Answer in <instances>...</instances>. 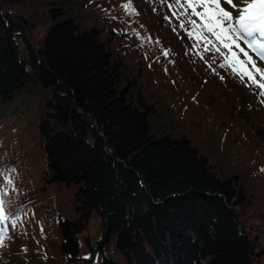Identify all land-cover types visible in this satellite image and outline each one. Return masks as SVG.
Here are the masks:
<instances>
[{
    "label": "trees",
    "instance_id": "16d2710c",
    "mask_svg": "<svg viewBox=\"0 0 264 264\" xmlns=\"http://www.w3.org/2000/svg\"><path fill=\"white\" fill-rule=\"evenodd\" d=\"M16 1L0 0V168L15 169L21 182L14 183L15 193L9 187L8 198L20 216L29 192L17 178L24 153L14 146L3 151L2 142L16 141L20 125L14 127L15 117L32 110L34 91L40 88L35 118L43 170L49 182L71 188L74 215L56 213V253L39 232L24 255L11 249L7 260L47 264L63 255L73 264H251L259 233L248 229L244 214L251 202L264 212V171L252 179L247 169L251 160L264 168L259 88L220 68V58L213 62V54L203 53L202 47L201 59L192 47L194 39L175 18L166 19L172 14L162 0H133L139 14L123 11L120 17L111 14L115 0H87L84 6L95 9L89 25L59 5L51 9L54 19L38 45L29 36L35 18L26 14L24 22L11 9ZM103 14L117 21L106 24L105 35L96 24L109 21ZM125 60L136 67L129 77ZM152 82L166 85L160 91L185 116L198 123L214 119L221 153L231 152L221 159L232 157V164L244 170L224 174L185 133L158 132L153 119L161 107L144 86ZM19 93L26 99L22 112L11 105ZM208 141L214 146L212 137ZM242 181L258 188L249 193ZM91 214L98 217L100 232L94 242L82 244L79 234ZM20 217L9 234L22 233ZM1 257L0 264H7Z\"/></svg>",
    "mask_w": 264,
    "mask_h": 264
},
{
    "label": "rangeland",
    "instance_id": "374dc122",
    "mask_svg": "<svg viewBox=\"0 0 264 264\" xmlns=\"http://www.w3.org/2000/svg\"><path fill=\"white\" fill-rule=\"evenodd\" d=\"M86 1L87 0H20L13 2L11 9L15 8L17 11L16 13H18L19 17L24 22L27 21L26 14H31L33 18H35V29L29 32V36L31 38V41L36 40L35 42L38 45V39L43 36L42 34L45 32L47 26L49 25V22L54 19V17L51 15L53 12V10L51 11V9L57 8V6L59 5L64 7L65 11L73 12L74 14H76L77 21L82 25H89V21L91 23L94 22L93 20H90V17L94 14L95 9H91L92 4L89 3L84 6L83 3ZM122 2L123 0H115L116 5H114V2L110 3V6H112L111 14L115 16L118 15V17L123 14V11L125 10L121 7ZM235 2L239 4L240 0H235ZM223 6L225 8H228L229 11L232 10L226 3ZM103 17H105L109 21L104 22L96 20V24L104 28L102 35H105L109 32V30H107V27L105 28L106 24L112 25L117 21H112L111 18L107 17L106 14H103ZM87 18L89 19V21L87 20ZM123 26L129 29V23H126ZM136 57L137 56H135L134 58L139 63V59L137 60ZM124 65L125 68L123 71H125L127 76L129 77L133 75L135 72L133 67H135V65H133L131 62L129 63L126 60L124 62ZM144 72L146 76H148V72ZM162 74L161 75L164 77L166 72H162ZM181 82L184 84L183 81ZM144 86L148 87L150 93L152 92V98L155 100L158 106L161 107V110H163H159V112L156 113V117L153 119L154 126L158 132L169 131L172 133L174 132L175 134L185 133L193 143L198 145L201 151H205L212 165H216L218 169H224L220 170L224 174H227L229 172L238 173L244 170V167H242L240 163H237V166H234L232 164V162H234V159L232 157L230 158V161H228L227 159L226 161L221 159L222 157L231 155V152H226L225 154L221 153V146L218 144L220 142L218 141V139H216L219 137V133H215V125H213L214 119L212 121L203 119L202 123H198V121L193 120L192 115L185 116V114H182L178 109L175 108V106H171V103L168 102V93L162 92L163 90H166L167 87L166 85L162 84V82L160 85L152 82L149 85ZM39 89L40 88L34 91L36 93V97L32 101V110L26 109L24 113H21L22 116H19L17 113L15 117L16 120L14 122V127L16 125H20V128L17 127L19 130L16 133V141L13 143H11L10 140L2 142L3 151H8V149H11L13 146L17 149H20L22 147L21 152H23L24 155L20 159V161H22L23 163V169L19 171L20 175L17 178L21 179V181L24 180L25 183H27L24 184L23 191H29L24 194V196H28V199L25 200L23 205L24 208L22 210V214L20 215L22 216V222L18 229L22 233H19L17 231L13 233L11 232L12 234H9L10 238L6 240L5 246L0 247V254L2 256L1 260L7 264H14L15 262H9L7 260V253L11 251V249H14L18 251V255H24L26 253V249L33 247L35 235L39 234V232H43L44 237L47 238L49 251L56 253V213L58 211L61 215H74V206L72 205L73 194L71 188L65 186L62 183L49 182L45 177V172L43 170V168L46 166L44 160V150L40 145L41 138L38 134V126L36 125L37 123L35 118V113L40 104V98H42L43 95L41 92L42 90ZM24 101L26 102L25 96L19 93L17 101L11 105L12 107L16 106V109L21 111L22 107H24L22 104ZM43 105L45 104L43 103ZM29 114L33 116V118H31ZM2 129L3 128H1V130ZM152 131L156 132L155 130ZM206 137H212L214 146L210 141H208V143L205 142V139H207ZM250 137H252L253 140L255 139L252 134L250 135ZM228 147L229 146H227V150L230 151ZM213 148L214 151L212 153L206 151V149ZM256 165L257 163L254 160H251L250 166L247 168L248 173H250V177L252 179H254L255 176H257L261 172V168L256 167ZM261 174L264 177V173ZM15 183L21 185V182L19 183L16 179ZM243 183L245 185L247 184V182ZM253 186H251V184H249L248 186L246 185V190H248V192L250 193L251 188H258V186H256L255 184ZM13 187L14 188L12 193H15L16 190L14 189L16 188L15 186ZM32 187L36 188L33 189V197H30V194L32 193V191L30 190ZM254 194L256 196L257 192H255ZM255 206L256 205L255 203L253 204V202L248 204V210L247 213L244 214V219L249 230L259 233V239L254 242L256 251H258L259 254H255L256 259L253 260L251 264H264V212L258 211ZM260 208L264 209V204H262ZM25 213H27V215H25ZM45 222H49V224L46 226V228H43ZM99 223L100 222L98 217L94 214H91L88 225L79 234V239L81 240L82 244L84 243V240L94 242L97 239L96 237L100 232ZM29 238H31V240H29ZM42 254L45 255V252H42ZM46 263L73 264L67 263L63 255H57L56 261H47Z\"/></svg>",
    "mask_w": 264,
    "mask_h": 264
},
{
    "label": "snow or ice",
    "instance_id": "6c2138e0",
    "mask_svg": "<svg viewBox=\"0 0 264 264\" xmlns=\"http://www.w3.org/2000/svg\"><path fill=\"white\" fill-rule=\"evenodd\" d=\"M162 3L168 5L172 14L166 19L175 18L179 28L194 39L192 47L201 59L203 53H212L213 62L218 56L220 68L230 69L246 86L259 88V95L264 96V68L257 62H264V0H240L239 4L235 0H162ZM225 3L231 11L223 6ZM121 7L128 14H139L133 0H123ZM201 47L203 53L199 51ZM163 55L168 56V52ZM14 173L15 169L0 168V247L5 246L10 229L14 230L21 220L7 198L9 187L15 183Z\"/></svg>",
    "mask_w": 264,
    "mask_h": 264
},
{
    "label": "water",
    "instance_id": "95a60500",
    "mask_svg": "<svg viewBox=\"0 0 264 264\" xmlns=\"http://www.w3.org/2000/svg\"><path fill=\"white\" fill-rule=\"evenodd\" d=\"M256 254H259V252H258V251H256Z\"/></svg>",
    "mask_w": 264,
    "mask_h": 264
}]
</instances>
